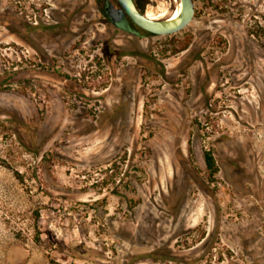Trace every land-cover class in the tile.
I'll list each match as a JSON object with an SVG mask.
<instances>
[{
    "label": "rangeland",
    "instance_id": "obj_1",
    "mask_svg": "<svg viewBox=\"0 0 264 264\" xmlns=\"http://www.w3.org/2000/svg\"><path fill=\"white\" fill-rule=\"evenodd\" d=\"M193 1L0 0V264H264V0Z\"/></svg>",
    "mask_w": 264,
    "mask_h": 264
},
{
    "label": "water",
    "instance_id": "obj_2",
    "mask_svg": "<svg viewBox=\"0 0 264 264\" xmlns=\"http://www.w3.org/2000/svg\"><path fill=\"white\" fill-rule=\"evenodd\" d=\"M121 9H117L112 3L106 7L108 18L113 23H118L123 11L142 30L156 36L175 34L186 28L193 20L195 14V4L193 0H176L181 5L179 15L171 19H153L146 13H141L133 0H117Z\"/></svg>",
    "mask_w": 264,
    "mask_h": 264
},
{
    "label": "flooded vegetation",
    "instance_id": "obj_3",
    "mask_svg": "<svg viewBox=\"0 0 264 264\" xmlns=\"http://www.w3.org/2000/svg\"><path fill=\"white\" fill-rule=\"evenodd\" d=\"M117 1V0H116ZM137 9L141 12V13H146L147 12V7L149 6V4L147 3V1L145 0H133ZM111 3L109 0H98V7L102 8V6H104V10L106 13V7L107 5ZM113 4V3H112ZM117 9H121V5L120 3L117 1V5L113 4ZM177 9V8H176ZM176 9L174 10V12L169 16L170 18L173 17L176 13ZM195 13H196V9H195ZM107 14V13H106ZM108 16V15H107ZM151 17V16H149ZM195 17V14H194ZM153 18V17H151ZM109 19V18H108ZM154 19V18H153ZM110 20V19H109ZM116 28H119L121 30L127 31V32H133L134 34H137L134 31V28H137L139 30H142L141 28H139L131 19L130 17L127 15V13L125 11H123L120 15V19L118 21V23H113L111 22ZM144 31V30H143Z\"/></svg>",
    "mask_w": 264,
    "mask_h": 264
},
{
    "label": "trees",
    "instance_id": "obj_4",
    "mask_svg": "<svg viewBox=\"0 0 264 264\" xmlns=\"http://www.w3.org/2000/svg\"><path fill=\"white\" fill-rule=\"evenodd\" d=\"M206 162L210 168L214 167V160L210 153L206 154Z\"/></svg>",
    "mask_w": 264,
    "mask_h": 264
},
{
    "label": "bare ground",
    "instance_id": "obj_5",
    "mask_svg": "<svg viewBox=\"0 0 264 264\" xmlns=\"http://www.w3.org/2000/svg\"><path fill=\"white\" fill-rule=\"evenodd\" d=\"M180 8H181V5H178V7H177V9H176V11H175V15L173 16V17H171V19H174V18H176L178 15H179V13H180Z\"/></svg>",
    "mask_w": 264,
    "mask_h": 264
}]
</instances>
